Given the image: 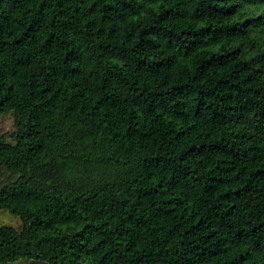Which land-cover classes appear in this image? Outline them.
Masks as SVG:
<instances>
[{
	"label": "trees",
	"instance_id": "trees-1",
	"mask_svg": "<svg viewBox=\"0 0 264 264\" xmlns=\"http://www.w3.org/2000/svg\"><path fill=\"white\" fill-rule=\"evenodd\" d=\"M9 113L0 264H264V0H0Z\"/></svg>",
	"mask_w": 264,
	"mask_h": 264
},
{
	"label": "rangeland",
	"instance_id": "rangeland-1",
	"mask_svg": "<svg viewBox=\"0 0 264 264\" xmlns=\"http://www.w3.org/2000/svg\"><path fill=\"white\" fill-rule=\"evenodd\" d=\"M15 128V120L12 114H3L0 116V135L11 131ZM12 224L17 226V222L13 221ZM14 264H42L32 260H20Z\"/></svg>",
	"mask_w": 264,
	"mask_h": 264
}]
</instances>
